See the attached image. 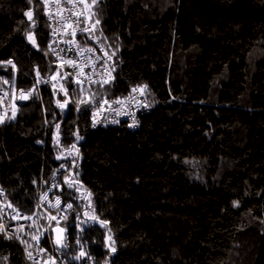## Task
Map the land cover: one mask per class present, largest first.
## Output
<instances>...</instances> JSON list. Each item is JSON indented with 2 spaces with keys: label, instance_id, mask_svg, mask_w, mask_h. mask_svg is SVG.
Segmentation results:
<instances>
[{
  "label": "trees",
  "instance_id": "16d2710c",
  "mask_svg": "<svg viewBox=\"0 0 264 264\" xmlns=\"http://www.w3.org/2000/svg\"><path fill=\"white\" fill-rule=\"evenodd\" d=\"M29 9L39 48L24 35ZM94 11L101 46L119 49L103 88L77 85L60 67L41 0H0V62L16 65L0 63L9 103L13 80L25 91L37 71L46 81L0 124L8 203L31 213L40 185L60 183L76 209L109 222L78 231L95 264H264V0H99ZM56 70L69 75L56 82ZM144 84L149 106L137 125L93 126L95 104ZM90 93L94 102L78 106ZM57 100L69 102L61 110ZM71 243L69 264H82ZM0 264L31 263L0 235Z\"/></svg>",
  "mask_w": 264,
  "mask_h": 264
},
{
  "label": "built area",
  "instance_id": "2783aa9c",
  "mask_svg": "<svg viewBox=\"0 0 264 264\" xmlns=\"http://www.w3.org/2000/svg\"><path fill=\"white\" fill-rule=\"evenodd\" d=\"M52 0H50V6H51ZM81 7H83L81 5ZM52 11L55 12L56 9L52 7ZM65 15L67 13H64ZM48 17V16H47ZM50 24V32H51V44L52 48L56 49V52L59 53L60 57H62L64 60L67 59H73L76 60L78 64H84L86 65L84 67V72L86 75H91L93 80H100L102 79V76L100 74L105 72V61H107V65H109V61L107 60V57L104 56L105 50L101 47V44L99 42V39H92L90 38L88 33H81L77 32L76 40L79 42L80 48H92L94 49V52H85L83 55H79V49L69 45L67 43H64L65 40L71 39L70 36H53L52 35V29L57 26L54 20H49ZM83 27V25H81ZM63 50V51H61ZM55 55V54H54ZM56 56V55H55ZM91 59L92 62H94L95 67H93L91 64H87V61ZM99 58V59H98ZM57 62L60 65L61 61L58 60L56 56ZM64 67L68 69L69 73L71 74V77L73 81L76 79V72L78 69H74L72 67L67 66V64H64ZM58 70H56L53 74L55 75ZM51 76V77H52ZM60 77H57L56 82H58ZM84 79L85 82H89L86 78ZM8 86L9 84H4L0 81V97H3L5 92H8ZM136 86H132L129 88V91L117 98H103L107 99L108 101H114L116 99H124L128 98L130 95L134 96L135 99L126 100V102L123 105L120 104H112L111 107L113 109H119L121 114H117L116 111L108 110V105H104V109L99 112L98 115H96V120L98 123L95 124V126H102V125H108V124H115L119 122H126L128 125L133 124V118L137 121V116L142 110H146L147 107H144V104H147L146 96L141 95L139 92L133 93L132 89ZM102 99V100H103ZM100 102L95 104L91 109V121L93 124V114L94 112H97L99 108ZM5 109L7 111L9 110V102L8 98L6 97L4 99V102L0 104V114H2ZM137 125V123H136ZM61 185L57 181H51L50 183H43L40 185L36 203L34 206V211L31 213H25L18 209L20 213L24 216H31L32 219L30 220H13L11 219L12 215L15 213L12 212L11 209L7 208L6 205L8 203V200L5 197V193L3 191V195H0V207L4 208V212L2 215H0V223L5 224L6 231L9 235L12 236V239L16 244L20 247L24 259L31 263L35 264L33 260H29L27 258V253L25 252V245L20 242V239L27 240L30 244L33 245V248L30 249V251L33 252V256L36 258V260L41 261V264L44 259H47V256L51 255L55 258L56 264H69V256L67 254V250L71 246V240L73 241L74 249H75V256L79 253L81 246L83 245L86 249V251L89 253L88 257L82 258L83 261L82 264H95V258L94 255L86 248L85 244H83L80 240L78 231H81L85 227H91L93 225L98 224L97 221H92L89 219V216H86L85 213H89V215L92 214V212H88L85 210H78L75 208V205L70 200H65L63 196L60 193ZM47 193V200L42 201L41 200V194ZM59 197L61 203L58 208L50 207V205H54L56 203V199ZM71 203L73 205L72 209H68L66 206L67 204ZM37 205H40V207H37ZM35 214V215H34ZM56 216V220H49L47 219L48 215ZM66 216L67 219H62V217ZM57 221H59V224H57ZM19 225L24 226V232L17 233L16 229ZM56 225L61 226L62 228H66V243L68 245L67 248H60L59 250L56 249L54 246L53 240V229ZM74 231L75 234L72 232ZM43 233V237L40 236L39 241V248L46 249V253L41 256L38 254L37 251V245L35 241H32L31 236L33 234ZM3 237H5L4 233H0ZM17 235L20 236V239H17ZM73 235V236H72ZM79 240V243L77 241Z\"/></svg>",
  "mask_w": 264,
  "mask_h": 264
},
{
  "label": "snow or ice",
  "instance_id": "6c2138e0",
  "mask_svg": "<svg viewBox=\"0 0 264 264\" xmlns=\"http://www.w3.org/2000/svg\"><path fill=\"white\" fill-rule=\"evenodd\" d=\"M31 2H32V0H29V3H31ZM98 2H99V0H91V3H88L87 0H52L51 6H50V0H41V3L44 6L45 15L48 16L49 20H54L55 23L57 24V26L52 29V35L54 37L57 36L58 34L61 36H70L71 39L65 40L64 43H67L69 45H72V46L78 48L79 49V55H83L85 52H94V49H92V48H80L79 42L76 40L77 32L88 33L90 38L96 39V40L99 39V37L96 36L95 33L99 29V26L101 24V20L98 18L97 13L94 11ZM81 5L83 7H81ZM52 7H54L56 9L55 12L52 11ZM64 13H67V14L65 15ZM24 15L27 17V21L29 22L28 30L24 33V35H25L26 39L28 40V42L30 44H32L33 47L39 48V45H38L37 39H36V35L31 30V29L36 27V23H37L36 19L34 18V11L32 9H29L24 13ZM81 25H83V27H81ZM101 35H102V32H101ZM101 47L103 48V46H101ZM49 49L53 52V54H55L57 56L58 60L61 61V64H60L61 68L64 66V64H67V66H69V67H72L74 69H78V71L76 72V79L74 81L77 85H83L84 79H82V78H86L90 84L99 83L100 87L103 88L104 85L110 84L112 82V80L115 79V77L112 75V73L115 71V65L114 64L113 65H107V61H105V72L100 74L102 76V79L97 81V80H93L91 75L85 74L84 67L86 65L78 64L77 61L73 60V59L64 60L62 57H60L59 53L56 52V49L52 48L51 44L49 45ZM118 50L119 49L117 48L116 51H118ZM61 51H63V50H61ZM116 51H113L111 54H109L108 52H105L104 56L107 57V60H112V58L116 55ZM0 63L10 65L12 67L13 71L16 70V65L12 60L0 62ZM87 64H91L93 67H95L94 62H92L90 58L87 61ZM36 75H37L36 84L33 86V88L28 89L27 91H25L24 89H19V90L15 89V81L14 80L12 81V85H13L12 96H11L12 103L10 105L11 115H8V111H7V109H5V111L2 114H0V124L5 123L6 121L14 120L16 118L17 112H18V107L15 103V100L17 98L20 100H28V99L32 98L33 94L37 92L36 86L41 82H46L40 78L39 71H37ZM68 75H69L68 73H64V75L61 76L60 71L58 70L55 75L50 77V79L51 80H57L58 76L60 77V79H66ZM3 83L9 84V81L4 80ZM53 87L55 88L56 85H53ZM59 90L61 92H63L65 96L68 95L67 89L64 87L63 84H60ZM17 91L19 92L18 97L16 96ZM81 91H84V89L82 87H81ZM132 92L133 93L139 92L141 95H146L148 92V86L146 84L137 85L136 87H134L132 89ZM8 95H9V93L5 92L3 97H0V104H2L4 102V99L6 97H8ZM130 99H135V97L130 95L128 98H124V99L118 98L114 101H108L107 99L101 100L97 112H94V114H93V126H95V124L98 123V121L96 120L95 117H96V115L99 114L100 111H102L104 109V105H108V110L116 111L117 114L119 115V114H121L119 109H113L111 107V105L112 104L123 105L126 102V100H130ZM94 100H95V93H90V98L88 101L79 100V101H77V104L79 106V104H82V103H93ZM68 102H69L68 100H64L63 102H61L59 100L56 101L57 106L59 108H61V110H63L67 106ZM143 106L148 107L149 105L144 104ZM136 123H137V121L135 120V118H133V124L130 126H135ZM59 127H60V125L57 124L56 125L57 131L59 130ZM77 138L79 139L80 137L77 136ZM56 143L59 144L58 135L56 137ZM71 149L75 150L76 155L79 154V150L76 149L75 145H72ZM70 154H71V151H70ZM60 158H62V155L57 157V159H60ZM61 167H64V166L61 165ZM65 183H67L69 188H72L75 184H80V187H78L76 189L77 191H80L81 188H83L82 183H80L78 180H70L69 177H65ZM84 192L86 193V195L83 198L89 200V207H91L92 206L91 205V195L92 194L87 189H84ZM0 195H3V189L2 188H0ZM40 198L42 201H46L47 200V193H42ZM60 203H61V201H60L59 197H57L56 203L54 205H50V207L58 208ZM233 203H234V206L238 204V202H236V201H234ZM6 207L11 209L12 212L15 213L11 217V219H13V220H20V219L30 220V219H32L31 216L22 215L20 213V211L18 209H16L15 207H13V205L11 203H7ZM37 207H40V205H37ZM66 207L68 209H72L73 205L71 203H69V204H67ZM3 212H4V208L0 207V215H2ZM85 215L89 216V219H91L92 221H98L102 227L107 228V225L109 223L108 221L100 220L99 217L96 216L95 214L89 215V213H85ZM47 219L56 220L57 217L49 214ZM62 219H67V217L64 216V217H62ZM57 224H59V221H57ZM53 231L56 232V236L53 240V243H54V246L56 247V249L59 250L60 248H67L68 247V245L66 243L67 237L65 235V233L67 231L66 228L57 227V228L53 229ZM16 232L17 233L24 232V226L19 225L16 229ZM0 233H4L6 239H12V236L7 233L6 226L3 223H0ZM41 235H43V233L33 234L31 236V239H32V241L36 242L38 254L43 256L46 253V249L38 247ZM16 238L20 239V236L17 235ZM20 242L25 245L24 250L27 253V258L29 260H33L35 262V264H41V261L36 260V258L33 256V252L30 251V249L33 248V245L30 244L27 240H23V239H20ZM77 243H79V240L77 241ZM105 246L109 250V253H115L116 252L115 240L113 239V236L111 234V229H108V234H107L106 239H105ZM85 257H88L89 259H91V257L89 256V253L86 251L85 247L82 245L79 253L74 257V259L79 261ZM4 259L6 260L7 258L5 257ZM42 264H56V260L54 257L49 255V256H47V259L43 260ZM104 264H108V261L105 260Z\"/></svg>",
  "mask_w": 264,
  "mask_h": 264
},
{
  "label": "rangeland",
  "instance_id": "374dc122",
  "mask_svg": "<svg viewBox=\"0 0 264 264\" xmlns=\"http://www.w3.org/2000/svg\"><path fill=\"white\" fill-rule=\"evenodd\" d=\"M55 72V71H54ZM11 96H12V94H11ZM16 96L18 97L19 96V92L17 91L16 92ZM15 101H20V99H16ZM9 102V101H8ZM11 103H12V99L10 98V103H9V106L11 105ZM16 103V102H15ZM10 109V112H11V107L9 108Z\"/></svg>",
  "mask_w": 264,
  "mask_h": 264
},
{
  "label": "water",
  "instance_id": "95a60500",
  "mask_svg": "<svg viewBox=\"0 0 264 264\" xmlns=\"http://www.w3.org/2000/svg\"><path fill=\"white\" fill-rule=\"evenodd\" d=\"M57 227H61V226L56 225V226L54 227V229L57 228ZM61 228H62V227H61ZM53 236H54V238H55V236H56V232H54V231H53Z\"/></svg>",
  "mask_w": 264,
  "mask_h": 264
}]
</instances>
